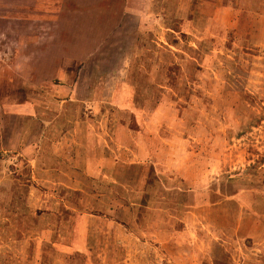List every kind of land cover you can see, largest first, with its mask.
Here are the masks:
<instances>
[{"label": "rangeland", "instance_id": "1", "mask_svg": "<svg viewBox=\"0 0 264 264\" xmlns=\"http://www.w3.org/2000/svg\"><path fill=\"white\" fill-rule=\"evenodd\" d=\"M29 90L65 137L6 161L0 264H264V0H0V147Z\"/></svg>", "mask_w": 264, "mask_h": 264}, {"label": "crops", "instance_id": "2", "mask_svg": "<svg viewBox=\"0 0 264 264\" xmlns=\"http://www.w3.org/2000/svg\"><path fill=\"white\" fill-rule=\"evenodd\" d=\"M101 15H102V18H104L105 20H109V18L114 19V14L111 10L108 12H104V14L102 12ZM59 16H60L59 19L65 18L63 14ZM66 30L70 34L74 32L72 31L73 29H71V27L67 28ZM70 34H69V38H70ZM67 39H68V36H67ZM46 45H47L46 49H50L49 44H46ZM53 45H54V48L56 49L59 43L57 42ZM59 47H61V45ZM66 47H69V45L66 44ZM51 57L52 56L48 55L47 52H44L41 55V57L37 59L38 60L41 59V62H43L42 63L43 65L46 63H50L52 59ZM41 62H40V65H41ZM24 94L26 95L28 99L23 98L22 101H16L14 100V98L8 97L2 101V106H1L2 112L5 113L6 116L15 115L23 123L18 131V134H19L18 136L15 137L14 134H11L9 137L6 138L5 144L4 145L1 144V147H0V185H1V179L3 177L8 178L7 176L11 175V174L6 173L7 166L5 165L7 160L10 161L9 160L10 158L15 157L16 160L22 162L21 165H25L24 167H27L28 178L30 177V175L33 177L34 174L38 176H40V174L44 175L46 168H47L46 165H44V161L47 159L48 155H52V159H55V162L56 160H61V153H62L61 147L63 144V137L65 136H63V131L61 130L62 128L60 127L61 121H63V116H61L60 112L57 110L55 112L52 111L55 108L53 106V103L58 101V99H56L57 97H54L56 95L52 94L51 99H49L48 101H44V102L49 103L47 104L48 106H46V105L39 104V102L34 99H31V96L34 97V94L31 95L32 92L30 90L24 91L22 95ZM46 95L49 97V94H46ZM69 95L71 94L69 93ZM62 98L64 99L67 97L61 96L59 98V101H62L63 100ZM57 109L60 110L62 108L57 107ZM47 110H50V112L53 114L52 118H50L46 123V125H49L50 128L48 127L46 131V135L42 136V134H40V137H37V139H35L30 134L31 127L33 123L37 122V118L42 119L43 123L46 122L44 115L48 114ZM67 112L70 113L69 111ZM67 115L68 114H65V116ZM46 146H48V148H46ZM56 171L58 172L57 169L53 170L54 176L56 175ZM4 185H7V184H4ZM4 190L6 192L7 188L4 187ZM79 229H80V226L77 225L76 231H78ZM72 245H74V242L72 243Z\"/></svg>", "mask_w": 264, "mask_h": 264}]
</instances>
